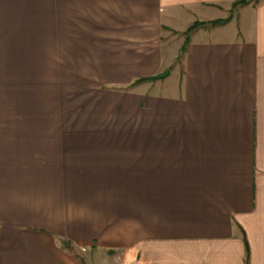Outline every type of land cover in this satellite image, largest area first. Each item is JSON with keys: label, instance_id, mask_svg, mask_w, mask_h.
Listing matches in <instances>:
<instances>
[{"label": "crops", "instance_id": "1", "mask_svg": "<svg viewBox=\"0 0 264 264\" xmlns=\"http://www.w3.org/2000/svg\"><path fill=\"white\" fill-rule=\"evenodd\" d=\"M237 2L54 0L36 111L0 116V264H264V0Z\"/></svg>", "mask_w": 264, "mask_h": 264}, {"label": "rangeland", "instance_id": "2", "mask_svg": "<svg viewBox=\"0 0 264 264\" xmlns=\"http://www.w3.org/2000/svg\"><path fill=\"white\" fill-rule=\"evenodd\" d=\"M241 1V0H239ZM262 0H250L249 4L258 3ZM54 0H0V116L9 114H21L23 102V91L25 93V104L27 114L33 115L36 111V89L38 79L48 81L50 75L48 70L42 69V76H38V66L33 61L34 41L41 36L43 41H51L48 37L53 36ZM239 6L233 8H238ZM46 39V40H45ZM183 39V38H182ZM27 45L28 53L25 64H23L22 53ZM46 44V49H47ZM50 49V48H49ZM30 50V52H29ZM49 50L47 49V52ZM181 56V55H180ZM180 57L178 59V62ZM48 66V65H47ZM46 66V67H47ZM37 70V71H36ZM170 78L168 81H171ZM25 85V87H24ZM25 90H24V88ZM46 83L43 85L41 96L44 97L43 105L46 114L49 112L51 97ZM67 95H62L64 91L59 90L60 96L56 105L58 115H85L87 110H93L82 106L88 99L96 96L89 95L82 91H72ZM85 104V102H84ZM86 262V260L84 259Z\"/></svg>", "mask_w": 264, "mask_h": 264}, {"label": "trees", "instance_id": "3", "mask_svg": "<svg viewBox=\"0 0 264 264\" xmlns=\"http://www.w3.org/2000/svg\"><path fill=\"white\" fill-rule=\"evenodd\" d=\"M249 2H250V0H241V1L237 2V3H234L233 8H235V7L239 6V5H247V4H249ZM230 19H231V17H228L225 20H215V21L210 22L208 24L211 25V26H215V25H225V24H227V22ZM205 24H207V23H205V22H202V23L201 22H195L192 25H190V27L186 30V32L184 33V36H185L184 40H185V42H184V45H183V47H182V49L180 51L181 52L180 60H181L182 56L184 55L185 51H187V47H188V45L190 43V40H191L190 38H191L192 34L196 30L202 28V26H205ZM166 75L167 74L165 73L164 75H160V76H157V77H154V78L143 79L142 81L144 82V81H153V80L162 79V78L164 79V77Z\"/></svg>", "mask_w": 264, "mask_h": 264}]
</instances>
